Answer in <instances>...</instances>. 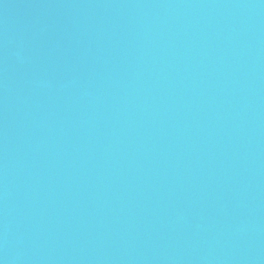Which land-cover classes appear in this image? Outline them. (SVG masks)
<instances>
[{"label":"water","instance_id":"95a60500","mask_svg":"<svg viewBox=\"0 0 264 264\" xmlns=\"http://www.w3.org/2000/svg\"><path fill=\"white\" fill-rule=\"evenodd\" d=\"M0 264H264V0H0Z\"/></svg>","mask_w":264,"mask_h":264}]
</instances>
